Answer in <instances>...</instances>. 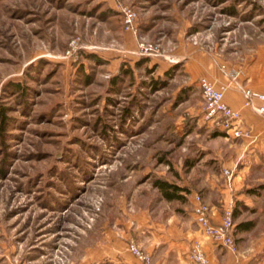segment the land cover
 Here are the masks:
<instances>
[{"label":"rangeland","instance_id":"374dc122","mask_svg":"<svg viewBox=\"0 0 264 264\" xmlns=\"http://www.w3.org/2000/svg\"><path fill=\"white\" fill-rule=\"evenodd\" d=\"M180 43L235 65L264 43V0H0V264H69L161 205L157 178L190 191L220 129Z\"/></svg>","mask_w":264,"mask_h":264},{"label":"crops","instance_id":"0c3cea01","mask_svg":"<svg viewBox=\"0 0 264 264\" xmlns=\"http://www.w3.org/2000/svg\"><path fill=\"white\" fill-rule=\"evenodd\" d=\"M170 54L187 73L186 84L206 77L216 85H225L224 101L240 111V126L247 137H234L219 130L202 151L188 163L192 178L184 201H161L154 209L140 210L104 226L91 247L83 248L69 264H141L127 245L134 242L152 257L153 264H199L190 258L194 243H199L207 264H264V100L253 98L244 106L242 89L264 93V43L236 62L193 44L180 43ZM237 75L233 79L232 72ZM207 141V142H206ZM223 169L232 173L225 182ZM211 207L213 221H219L223 209L233 204L237 250L231 252L204 235L195 221V193ZM253 222L251 227H238Z\"/></svg>","mask_w":264,"mask_h":264},{"label":"built area","instance_id":"2783aa9c","mask_svg":"<svg viewBox=\"0 0 264 264\" xmlns=\"http://www.w3.org/2000/svg\"><path fill=\"white\" fill-rule=\"evenodd\" d=\"M135 14L132 11L125 12V23L127 27H131L135 21ZM141 49H148L150 46L139 44ZM233 79L237 72L233 71ZM199 88L204 103V118L215 125L226 134H231L234 137H247L248 130H244L239 122L241 119L240 111L230 107L224 101L225 85H216L206 77L199 78ZM245 102L244 106L251 105L253 98L264 100V93H257L248 88L242 89ZM263 111L261 107L258 109ZM225 182L230 185L232 182V173L228 169H223ZM195 204L193 213L195 221L198 224L201 232L209 237L216 245L222 246L225 249L236 252L237 245L233 235V204L228 203L223 209L222 216L219 221H213L211 207L203 200L200 195H195ZM129 251L141 262V264H153L152 257L147 252L140 249L134 242H129L127 245ZM190 258L197 261L199 264H207L204 253L201 250L199 243H194Z\"/></svg>","mask_w":264,"mask_h":264},{"label":"trees","instance_id":"16d2710c","mask_svg":"<svg viewBox=\"0 0 264 264\" xmlns=\"http://www.w3.org/2000/svg\"><path fill=\"white\" fill-rule=\"evenodd\" d=\"M142 61H138L136 62V66H139L141 64ZM131 69L126 68L122 71V74L124 75H129L131 74ZM4 122V119H3ZM153 185L155 186V188H157V190L160 193V196L162 199H164L165 201H174V200H178V201H184L186 200V193L188 192V190L185 187H182L180 185H178L176 182L167 180V179H163V178H157L156 180H154ZM234 209H233V218H234ZM253 225V222H246V223H240L237 225V228L242 227V226H246V227H251Z\"/></svg>","mask_w":264,"mask_h":264}]
</instances>
